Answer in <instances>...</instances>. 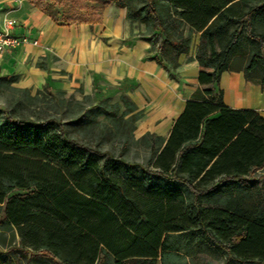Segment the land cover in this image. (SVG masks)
<instances>
[{"label": "trees", "instance_id": "16d2710c", "mask_svg": "<svg viewBox=\"0 0 264 264\" xmlns=\"http://www.w3.org/2000/svg\"><path fill=\"white\" fill-rule=\"evenodd\" d=\"M29 3L63 28L92 29L104 9H125L129 23L158 34V52L172 48L174 69L198 36L189 58L197 87L167 138L147 132L135 141L149 150L143 165L125 158L144 115L126 94L89 105L49 94L53 113L35 119L14 104L0 123V247L10 232L35 264H188L197 253L264 264V116L226 106L216 87L232 72L264 88V0ZM16 78L0 83L26 93L10 87Z\"/></svg>", "mask_w": 264, "mask_h": 264}, {"label": "rangeland", "instance_id": "374dc122", "mask_svg": "<svg viewBox=\"0 0 264 264\" xmlns=\"http://www.w3.org/2000/svg\"><path fill=\"white\" fill-rule=\"evenodd\" d=\"M29 1L30 0H14V3H16V5H14L13 7L14 10L19 9L24 5L27 8L33 9L34 7L29 3ZM58 11L59 14L57 16L60 15L62 10L59 9ZM125 12V9L119 10L111 5L101 12L102 20L100 24H97L92 29L88 28V26L87 28L83 29L87 32L90 40L106 44L113 48L112 53L115 54L114 57L117 58V61H119L116 62V65H125L124 69H127L129 65H131L132 67L134 66V60H132V57H134L135 59H140L142 57L143 61H151L153 63L156 62L155 60H152L154 59V57L158 59H164L169 62V64L166 65V68L161 67L159 64H157V62L156 64L159 65L161 71H163L162 73L164 74L165 82L169 84L172 83V81L176 82L178 83V85H180L182 90L186 85L192 87V89H195V87L197 86L196 81H181L182 77L178 76V73L180 72L181 65H183L184 63H189V58L194 56L193 54L195 46L198 43V36L192 37V43L188 54L180 55V57L177 59L179 67L177 69H174L172 68L173 62H170L171 60L175 59L174 51L172 50V48L170 47L163 52H158V46L160 44V38L158 34H150V29L141 23H129L126 20ZM35 16L41 19L40 21L41 23H43V27H47V29L50 30V37L52 39L56 38L59 41H64L65 39H68V35H70L69 33H71V35L73 36L75 35V31L77 33H80L82 30V27L80 26H70L69 28L58 27L56 24L52 23L50 18L42 12H40V14L38 13L32 15V17ZM10 19L12 18L5 17L3 22ZM56 27L58 28L56 29ZM53 29L57 32L54 33ZM139 41L148 44L146 53L140 52L138 49H136V45ZM49 60L51 61V64L53 63V67L55 66L56 68L60 69L59 64L56 63L57 59L55 58V56H50ZM120 62H123V64H121ZM34 67H42L44 70H48L47 60L40 57L34 64ZM196 71L197 70L188 69V72L192 74H196ZM58 73L63 77V79L60 80L62 81L61 84H63V86L61 87L60 85H56L54 87L52 84L46 83L45 85L48 86V89H46L45 85L36 87L29 74L22 75L19 74L16 70L13 71L11 74L17 75V78L16 81L10 85V87L21 90L27 89V92L22 93L21 91H17L15 89H8L0 83V123L5 121L4 116L6 115V113L11 111L14 104H18V107H16L15 111L16 114H21L23 116L28 115L32 119H35L37 117H44L46 116V114L51 115L53 111L50 109L51 103L49 101L51 96L49 94L55 95L58 92H64L63 95L59 93L58 95L65 99L71 98L75 101L85 102L86 105L93 104L95 102L94 100L98 98H105L108 104L120 103L119 97L124 94L123 88L119 86L110 87L109 91L104 92V94L102 89H100L99 87H95L92 89L90 86H93V80L91 79L89 70L87 71L88 76L85 77L84 75L83 81L81 80V78H74L71 75H66V73L62 72V70H59ZM0 76L9 75L5 74V72L0 68ZM143 77L145 79L143 83L138 80V83L136 81L132 83V88L136 90L135 95H133V97H130L129 94H127L130 99L135 102V104H138V110H142L144 115L141 120L135 123L136 130L133 132L132 142L129 147L128 153L125 156L128 161L130 160L142 165L146 164L150 159L149 150L143 145L135 143V141H137L140 137H142L143 134L147 132L152 134V131H154L156 125L159 124L165 118V116H174L176 112V110L170 103V101H173L172 98L174 97L173 95L175 92V88L173 90L165 88L164 86L163 88L162 85H157L156 83L154 84L153 82H151V80L145 75H143ZM86 95L90 96L89 100H84V97ZM99 120L101 121L102 118H99ZM94 134L93 138L98 135V131ZM88 138H92V134H90ZM122 140L123 138L118 137L115 138L114 142L112 143L114 144L112 150L114 154H117L120 151L122 146V144L120 143ZM102 150H111V147L110 145L105 144ZM15 193H22V191L15 190L10 193V195H15ZM1 229L2 226H0V232ZM5 233L6 242L4 246L0 247V261H10L11 264H26V260H30L32 261V264H35L33 262L34 259H36L35 256H24L18 250V236L11 240V233ZM38 261L40 262L39 264H44L43 261ZM186 263L223 264V258L219 255L211 256L207 254L202 255L197 253L189 255V257L186 258Z\"/></svg>", "mask_w": 264, "mask_h": 264}, {"label": "crops", "instance_id": "0c3cea01", "mask_svg": "<svg viewBox=\"0 0 264 264\" xmlns=\"http://www.w3.org/2000/svg\"><path fill=\"white\" fill-rule=\"evenodd\" d=\"M14 5H16L14 0H0V26L3 24L5 17H11L15 20L14 34L16 36H26L30 40H36L38 45L33 46L31 43H26L22 47L1 53L0 68L5 74L10 76L16 70L22 75L29 74L36 87L46 83H50L54 87L56 85L62 87L63 84H61L62 81L60 80L63 77L58 73L59 70H62L68 76L81 78L82 81L84 75L85 77L88 76L87 71L89 70L93 80V86H90L92 89L99 87L104 94V92L109 91L110 87L119 86L123 88V93L129 94L130 97H133L136 92L132 88V83L137 82V80L143 83L145 80L143 75H145L154 84L162 85V87L164 86L171 90L175 88L173 101H170L176 110L174 116H165L152 131V134H157L163 138L168 137L173 121L181 114L180 112L185 102L193 94L197 86L192 89V87L186 85L182 90L176 82L172 81L170 84L173 86L170 85L164 81V74L159 65L156 62L143 61L142 57L140 59L132 57L134 66L131 67L129 65L127 69H124L125 65H116V62L119 61L114 57L115 54L112 53L113 48L90 40L87 32L83 29L87 28L85 24L79 25L82 27L80 33L75 31L73 36L69 33L68 39L64 41H59L56 38L52 39L50 30L47 27H43L41 19L36 16L38 19L32 17V15L40 14L41 11L39 9H30L24 5L14 10ZM71 26L74 27V25ZM53 31L54 33L57 32L54 29ZM147 47L148 44L142 41H139L136 45V49L143 53H146ZM50 56H55L57 59L56 63L59 64L60 69L53 67V63L51 64L49 60ZM40 57L47 60L48 70H44L42 67H34ZM120 63L123 64V62ZM188 69L197 70L196 62L190 61L181 65L178 76L182 77L181 81L195 82L198 70L196 74H192L188 72ZM218 83L219 87L218 84L216 87L222 91L223 102L226 106L236 110L249 109L257 111L264 116V88L245 83L242 73H223ZM136 105L138 104L136 103Z\"/></svg>", "mask_w": 264, "mask_h": 264}, {"label": "built area", "instance_id": "2783aa9c", "mask_svg": "<svg viewBox=\"0 0 264 264\" xmlns=\"http://www.w3.org/2000/svg\"><path fill=\"white\" fill-rule=\"evenodd\" d=\"M15 22L13 19L5 20L0 26V54L22 47L26 43L37 46L36 40H30L26 36H16L13 32Z\"/></svg>", "mask_w": 264, "mask_h": 264}]
</instances>
